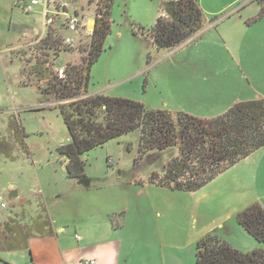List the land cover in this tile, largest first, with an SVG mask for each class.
<instances>
[{
    "label": "rangeland",
    "instance_id": "obj_1",
    "mask_svg": "<svg viewBox=\"0 0 264 264\" xmlns=\"http://www.w3.org/2000/svg\"><path fill=\"white\" fill-rule=\"evenodd\" d=\"M91 1L49 0L46 8L44 4L31 6V0H0V132L7 136L9 114L19 113L30 149L27 154L15 144L14 159L0 155V224L11 216L27 222L43 203L51 219L61 225L77 221L101 227L100 215L91 216L87 203L90 199L94 203L111 201L110 221L123 241V264H196V244L203 235L212 233L233 244L239 242V233H230L219 225H237V214L253 202L241 206L258 193V179L255 176L252 183L247 172L231 170L194 192L152 185V172L163 173L167 161L176 157L179 149L152 150L139 157L138 132L85 153L86 179L68 178L59 147L69 142V132L54 107L60 101L44 94L47 78L36 75L32 68L40 60L56 71L62 55L64 67L82 61L86 52L80 48L86 47L91 35H82L75 47L63 42L60 50L48 49L45 37L51 26L63 40L75 36L66 27L67 19L76 13L93 17ZM160 3L115 0L112 32L92 68L90 94L129 98L156 109L150 103L164 97L172 88L170 80L174 82L182 68L178 59L172 60L176 53L154 48L147 35L150 27L141 23L153 19ZM200 4L205 18L211 21L221 19L223 11H240L242 15L259 11L251 0H204ZM42 31L46 35L31 44ZM259 186L264 189V181ZM3 203L7 205L4 208ZM24 252H2L0 260L6 262L8 256H15V264H26L21 256Z\"/></svg>",
    "mask_w": 264,
    "mask_h": 264
},
{
    "label": "trees",
    "instance_id": "obj_2",
    "mask_svg": "<svg viewBox=\"0 0 264 264\" xmlns=\"http://www.w3.org/2000/svg\"><path fill=\"white\" fill-rule=\"evenodd\" d=\"M256 1L261 11L252 21L264 16V0ZM91 3H95V26L89 43L80 48L86 52L82 61L68 63L63 76L44 61H37L32 68L33 73L47 78L44 94L60 101L54 107L59 109L69 132V142L59 147L68 178H86V162L82 158L85 153L133 132L139 133V157L152 150L178 147L179 154L167 161L163 173L152 172L149 183L180 192L201 189L264 146V98L237 102L223 114L203 118L185 111L149 109L129 98L90 94L92 68L112 32L115 0ZM161 9L163 13L154 26L147 29L158 51L180 46L204 26V13L197 0H162ZM51 29L45 45L60 50L64 40ZM27 138L19 113H10L7 136L0 132V155L14 159L15 144L30 154ZM236 220L255 240L264 243L261 203H251L237 214ZM54 234L52 219L41 203V210L29 221L11 216L0 224V253L28 249L32 237ZM196 264H264V249L244 252L227 240L207 233L197 241Z\"/></svg>",
    "mask_w": 264,
    "mask_h": 264
},
{
    "label": "crops",
    "instance_id": "obj_3",
    "mask_svg": "<svg viewBox=\"0 0 264 264\" xmlns=\"http://www.w3.org/2000/svg\"><path fill=\"white\" fill-rule=\"evenodd\" d=\"M197 1L200 4L204 0ZM251 2L257 4L259 11H249L247 15L240 14V11H223V17L213 21L205 18L204 14V26L198 33L180 46L166 51L177 54L172 60L178 59L181 73L174 82L170 80L172 88L164 93L161 100L150 103L152 107L212 118L223 114L237 102L264 98V16L252 21L260 13L261 6L256 0ZM161 3L160 10L153 14L152 20L145 24L141 22L144 27L154 26L163 13ZM92 5L95 11V3ZM80 17L85 30L93 31L95 14L93 17ZM50 28L56 29L52 26ZM44 35V31L37 32L31 44ZM162 84H165V80ZM231 170L247 172L252 183L255 176L258 179V193L250 195L241 208L255 201L264 205V189L259 186L264 181V146L226 171ZM82 188L86 189V186ZM94 202L90 199L87 205L92 209L91 216L100 215L98 220L101 221V227L97 223L84 226L77 221L73 225H61L62 222L52 220L55 234L32 237L29 248L22 250L25 251L21 255L23 261H27L26 264H83L84 260H94L95 264H123V241L117 236L110 221L111 201ZM219 227L230 233H239V242H230L243 251L264 249V243L255 240L238 222L237 225L221 223ZM76 235L81 239L78 240ZM15 258L8 256L7 260L15 264ZM7 260L0 262L10 264Z\"/></svg>",
    "mask_w": 264,
    "mask_h": 264
},
{
    "label": "built area",
    "instance_id": "obj_4",
    "mask_svg": "<svg viewBox=\"0 0 264 264\" xmlns=\"http://www.w3.org/2000/svg\"><path fill=\"white\" fill-rule=\"evenodd\" d=\"M39 4H44L46 6V8L48 7L49 5V0H31V6H37ZM66 13V12H65ZM67 14V13H66ZM52 23L54 22V19H51L50 20ZM66 27L68 29H70L71 31L75 32V36H67L64 38V43L68 46H71V47H75L77 46L82 40H81V36L84 35V34H87V35H91L92 34V31L90 30H85V25L83 23V19L82 17H80L77 13L74 15V16H70L68 19H67V22H66ZM77 36L79 37L78 40L76 39ZM62 57H60L59 59H57V62H56V73L60 76H63L64 73H65V68L64 67L65 65H62ZM7 205L5 203L2 204V207H6ZM76 238L79 240L81 239V237L79 235H76ZM83 264H95V261L94 260H84L83 261Z\"/></svg>",
    "mask_w": 264,
    "mask_h": 264
}]
</instances>
